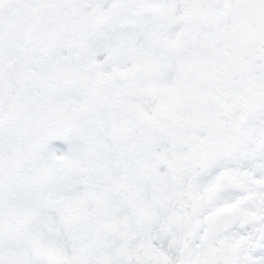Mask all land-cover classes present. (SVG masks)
Returning a JSON list of instances; mask_svg holds the SVG:
<instances>
[{
	"label": "snow or ice",
	"instance_id": "snow-or-ice-1",
	"mask_svg": "<svg viewBox=\"0 0 264 264\" xmlns=\"http://www.w3.org/2000/svg\"><path fill=\"white\" fill-rule=\"evenodd\" d=\"M0 264H264V0H0Z\"/></svg>",
	"mask_w": 264,
	"mask_h": 264
}]
</instances>
